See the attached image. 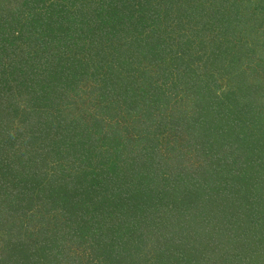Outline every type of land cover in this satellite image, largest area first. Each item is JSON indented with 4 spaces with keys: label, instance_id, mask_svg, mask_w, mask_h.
<instances>
[{
    "label": "trees",
    "instance_id": "obj_1",
    "mask_svg": "<svg viewBox=\"0 0 264 264\" xmlns=\"http://www.w3.org/2000/svg\"><path fill=\"white\" fill-rule=\"evenodd\" d=\"M254 1L259 2V9L264 12V0H88L85 3L88 7H79L78 0H0V94L4 95V98L0 95V109L8 103L13 107L12 111L18 113L21 110L39 120L38 114L47 115L46 110L64 105L68 93L76 90L89 76L95 77L97 70L106 67L104 63L113 60L114 65L123 64L122 58L127 56L138 60L137 67H140V56L152 57L160 73L148 82L145 75L140 77L139 73L123 75L118 85L126 83V86L118 92L119 87L109 90L105 88L108 81H102L97 87L100 96H123V101L118 103L105 98L106 102H103L100 98L95 104L96 109H100L96 111L100 116L114 118L117 107L124 104L128 114L145 121L151 117L155 105L169 103L162 84L172 78L174 71H177L173 78L174 90L194 95L191 110L196 117L191 116L193 122H189V128L194 126L196 129L195 150L201 160H209L210 168L204 165L203 172L196 173L178 167L168 174V178H162L170 183L167 184L169 188L164 187L165 192L171 191L169 196L163 192L162 198H173L177 192L175 217L179 225L172 231L180 229L181 242L176 253L171 251L166 255L163 247L154 258V264L170 259H176V264H180L178 259L189 260L190 257L194 264H206L208 257L203 253H206L209 241H202L208 234L203 229L210 233L213 229V233H217L216 237L212 234L215 245L212 250L219 249L220 254L214 255L218 262L213 264H233L236 255L246 251L242 249L246 247L245 228L247 232L261 228L262 237L257 240L261 245H256L260 248L255 262L264 263V110H254L264 104V101L260 102L264 98V80L263 83L253 82L256 83L255 90L258 89L256 93L259 92L257 98L251 96V101L243 102L238 112L232 109L233 105H239L242 99L250 96V84L246 80L252 70L247 72L248 69L241 66L243 61L247 65L252 63L253 69L264 74V57L255 56V59L254 53L251 59L249 56L253 47L248 41L256 43L248 23L251 9L257 8ZM25 11L26 15H21ZM246 23L247 27L242 28ZM97 31L104 36V42L97 48L102 62L93 60L95 52L78 55L82 50L73 51L70 47L62 48L69 53L67 57L47 59L49 62L39 55L42 51L45 53L46 48H57L55 39L61 36L71 41V47L76 42L82 49L87 43L93 47ZM206 32H209L207 36L211 35V40L206 39ZM121 33L133 42V54L127 55L126 50L119 49ZM84 38H87L86 42L82 41ZM18 39L26 41L29 48L17 47ZM51 42L56 44L50 46ZM11 49L15 51L14 59L9 55ZM120 51L126 55H121ZM221 66L227 74L215 71L222 69ZM221 74L231 75L233 80L234 89L226 91L225 95L218 92L216 84V77ZM91 119L90 124L78 122L77 128L76 125L60 127L59 132L67 135H62L61 142L55 145L50 143L48 149L55 153L56 164L63 149L66 153L73 150V159L80 161L79 167L74 163L66 167L61 163L57 165L59 178L44 175L43 182H36L26 170L35 169L39 162L32 157L24 159L21 150L12 155L0 145V209L5 206L10 213L23 212L30 206L27 198L30 203L32 198L43 195L44 202L48 199L55 204L48 210L61 209L59 214L66 218L54 221L45 235L46 243L38 247L40 254L35 249L38 254L34 253L32 259H38L37 255H40L43 264H79L68 262L63 250L73 245L83 231L94 246V255L101 253L102 259L113 256L109 245H115L116 249L118 239L127 242L136 233H141L142 228L150 227L146 221L147 215L154 213L150 212V200H160V190H156L159 194L155 200L154 195H146L147 188L131 186L138 179L134 176L138 166L133 157L144 150L140 137L121 136L120 130L114 129L116 123L104 131L108 125H104L103 118L93 114ZM147 121L148 127L157 125L154 118ZM48 126L47 121L44 127ZM9 146L12 152L17 151L14 143ZM4 155L6 158H2ZM175 155L178 160L183 157L179 152ZM184 170H189L191 178ZM209 175L218 180L212 187L207 178ZM52 179L54 187L50 185ZM187 179L194 185L192 190ZM200 198L212 201L213 206L206 200L204 204L198 202ZM170 208L174 216L173 204ZM221 214L226 216L223 228L211 229L212 224L205 227L207 220L221 222ZM191 224L200 227L192 232L189 231ZM172 227L174 225L170 229ZM191 236L197 242L192 256L183 248L192 241Z\"/></svg>",
    "mask_w": 264,
    "mask_h": 264
},
{
    "label": "rangeland",
    "instance_id": "obj_2",
    "mask_svg": "<svg viewBox=\"0 0 264 264\" xmlns=\"http://www.w3.org/2000/svg\"><path fill=\"white\" fill-rule=\"evenodd\" d=\"M254 2H256L257 8H255L254 11L251 9V15L249 19L250 21H248V23L250 24L249 26H251V36L256 43L254 44L252 42L251 44V42L248 41L251 48L253 47L252 51L249 53L250 59L252 58L253 53L254 58L255 56L257 58L258 56L264 57V12L260 11L259 2ZM78 3L79 7H88L85 4L88 3V0H78ZM14 5L17 6L16 3ZM23 8L24 5L21 9V13ZM15 12L18 11L15 10ZM26 12L27 11H25L21 15H26ZM50 20L51 19H49L48 22H50ZM243 27H247V23L243 24L242 28ZM32 30L34 31V29ZM121 34L123 35L120 38L119 49L126 50L125 53L127 55H131L129 54L131 52L133 54V42L131 41L129 36H125L124 33ZM208 34L209 32H206L205 35L207 36ZM206 39L211 40V35L207 36ZM55 41L58 44L51 42L49 43V45L52 46L53 44H56L58 45L57 48L54 46L46 48L45 53L42 51V53H40L39 55H41L46 60L50 59V61L51 59L53 60L55 58L67 57L69 53L62 48L70 47L73 51L82 50L78 55L93 54L95 52L93 60H97L96 62H102L97 52V48L104 42V36H101L98 31L96 35V42L94 43L93 47L90 45V43H87L86 47H83L82 49V46H79L78 42L72 44L71 47V41L65 39L62 36L60 38H56ZM82 41L86 42L87 38H84ZM17 45V47L22 48V50H27L29 48L28 43L20 39H18ZM108 45L110 47V43ZM89 49L92 52L89 51ZM120 53L121 55H126L123 51H120ZM9 55H11L13 59L16 57L15 51L13 49H11ZM132 58L133 57L129 59L128 56L123 57V64L114 65V63L116 62H114L113 60H111V63H104L103 65L106 67H103L101 70H97L95 77L92 78L89 76L90 79L88 77L85 82H81L76 90H71L68 93V98L66 99V103L64 102V105L52 107L49 110H46V112L44 113L49 116L38 114L37 116L39 117L40 115L41 119H43V123H41V119L37 120V118H33L32 115H28L27 113L24 114L25 112H22L21 110L18 111V113H16L14 110L12 111L13 107L8 106V103L7 106H1L0 109V124L3 126V128H0V145L3 146V150H8V153H11L12 155L17 154L18 150H21L22 157L24 159L29 160V157H32L35 158L37 162H39L38 164H36L35 169L26 170L30 177H35L36 182H39L40 180H42L41 182H43L42 177L44 178V175H48L49 178H51L52 176H57L56 174L58 171H56V168L57 165L60 166V163L63 167H66L68 166L67 164L71 163H74L77 167H79L78 163H80V161H76V159H73V150H71L69 153H66V150L63 149V155L57 160L59 162H57L56 164L54 156L55 153L50 148L48 149L50 143L53 142V144L55 145L58 142H61L60 139L62 135H67L59 132L60 127H73L78 122H80L81 124H90L92 123V115L95 114L97 118L104 119V125H108L105 127L106 130L104 131L110 130L111 124L116 123L114 129L118 131L120 130L119 134H121V136L132 137V139L138 136L140 137L139 139L142 142L141 148H144V150H140V155H136L135 157H133L136 158L135 164L136 166H138L135 168L136 175L134 174V176L138 178V182L135 181V183L131 186L135 188H138L140 186H143L145 189L147 188L146 195L148 197L154 195L155 200L158 199L159 194L156 190H160V200L155 202L153 200H150V212H154L153 214H151V216L147 215L146 217V221H149L148 223L151 224L150 227L147 226L142 228L143 230H141V233H136L127 242H121V240L118 239L115 242V244H117L116 249L114 247L115 245L112 246L110 244L108 249L110 250V255L113 254V256L107 257L106 259H102L103 254L101 253L98 255H94L95 251L92 249L94 248V246L90 241H88V235H86V232L83 231L78 235L79 237L76 239V241L72 242V244L74 243L73 245H69L67 249L63 250V252L67 256L68 262L72 261L79 264H135V262L137 264H154V262H156L154 258L161 251H163V247H165L164 253L166 255L171 251L176 253L179 250L178 245L181 242V237H179V235L181 233H178L180 229L177 232H174L172 230L178 229L176 225H179L178 219L175 217L177 216L176 208H178V197H176L177 192H174L173 198H171V196L169 197V199L168 197L162 198L161 194L165 193L168 196L171 195V191L165 192L164 189V187L169 188L167 184L170 183L162 180V178H168V174L173 170L175 171L178 167H186L190 171L194 170L196 173L198 171H202V169L205 168L204 165H206L207 169L210 168L209 160H201L200 154L195 150L196 146L194 145V140L196 137L195 135L198 134L196 129L194 128V126L192 127V129L189 128V122H193V118L191 116L193 115L194 117H196L194 111L191 110V108L193 107L194 95L186 93V91L184 90H174L173 78L176 77L177 71L172 72V78L166 80V82L162 84L163 88L165 89V94L169 96V103L155 105V108L150 115L151 117H148L149 119H155L157 124L156 126L148 127V125L145 124L148 122V118L143 121L141 117H136L134 115L128 114V109L124 106V104L120 105V107H117V110L115 111L116 116H114V118H109V116H100L101 114L96 112L100 110L96 109L97 107L95 105L100 102V98L104 99L103 102H106L105 98H107L108 101L110 99V101L112 102L121 103V100L123 101V96H116L113 98L106 95L100 96L97 87L103 83L102 81H108L109 85H106L105 88L109 90L119 87V89H117L118 92L121 90V87L126 86V83L124 85H118L119 82H121V76L123 75L129 74V76H131L139 73L140 77H143L141 75H145V81L148 82L151 78L157 77L158 73H160V70L157 69V66H155L157 65L156 62L152 60V57L148 55L140 56V67H137L136 65V62H138V60L136 59L135 61ZM129 60L130 62L135 63H130ZM47 62L49 61L47 60ZM246 63L247 62L243 61L241 66L246 67L248 69V71L246 70L247 72H250V69L252 70V75L246 80L249 81L250 84V88L248 90V94L250 96L246 99H242L239 105H233L232 109L234 110V112H238L241 109V107L239 106L242 105L243 102H250L251 96H253L254 98L258 97L257 95L259 92L256 93L258 89L255 90L256 83H263L264 80L263 73L259 72L258 69H253L252 63L251 65H247ZM221 68L222 69L220 70L215 69V71H218L217 73L227 74V72L225 73L224 67L221 66ZM241 69L245 70L244 68ZM103 71L105 72V74ZM158 83H162V81H159ZM216 84L218 92L222 95H225L226 91L230 92L232 91V89H234L232 87L233 80L231 78V75L221 74L217 76ZM146 86L147 85H145V87ZM0 95H3V93H1ZM262 101H264V98L261 99L260 102ZM18 102L19 104H21V99H19ZM249 108L250 107L246 106V110H249ZM258 109L259 111H263L264 104L261 103L254 110ZM57 120H60V124L57 127L58 131L56 130V124H58ZM47 121L48 124L50 123V126H48V128H45L44 126L45 124H47ZM67 130L69 131L70 128H67ZM149 139H151L152 141H150ZM10 143L15 144V146L17 147V151L12 152V150L9 149ZM176 152H179L180 155L183 156L180 157V160H178V158L176 157ZM2 158H6V155L2 156ZM42 162H44V165ZM189 170H184L185 174L188 177H190ZM195 172H192V175L195 176ZM130 174L132 175L133 173ZM57 178H59V175L57 176ZM207 178L209 180L210 187L213 186L215 181H218L216 178H214V176L211 175H209ZM52 180L53 182H50V185L51 187H54V179ZM187 182L189 188L192 190V188H194L192 181L190 182V179H187ZM221 187L222 185L219 186V190L221 189ZM148 189H150V192ZM187 193L188 191L186 192V195ZM213 194L215 195L216 193ZM42 197L43 195L36 196L31 199L30 203V199L27 198V204H30V206L23 212H20L18 210L10 213L6 211L7 208H5V206H3L2 210L0 209V263L43 264V260L40 255H37L38 259L35 258L34 260L32 259L33 255L34 253L40 254V250L38 249V247L46 243L47 238L45 237V235L50 230V227L52 226L54 221L56 219L62 220L66 218L63 215L59 214L61 209L48 210L49 207L54 208L55 204L48 199V202L46 200L44 202ZM4 200L7 201L8 198L5 197ZM199 200L197 201L203 204L207 201L205 198H200ZM207 202L208 204L213 206L212 201ZM180 203L181 202H179V204ZM172 204L174 216L171 215L172 211L170 205ZM238 212L239 210L237 209L236 213ZM221 216L223 219L222 221L220 220L221 222L207 220L205 227H207L209 224H212L211 229L217 227H219V229L223 228V226L225 225L224 220L226 219V216H223L222 214ZM154 223L158 224L153 226L152 224ZM241 224L246 226L245 222H242ZM65 225H67V223H65ZM173 225L174 228L172 227L170 229V226ZM197 227H200V225L191 224V229L189 231L193 232L194 228ZM245 229L246 231H244L243 234L246 237L244 240L246 245L244 246H246L247 248L242 247V249L245 248L246 251H243L240 254L236 255V257L234 258V262H232L233 264H250L251 261L255 262L256 260H258L257 252L260 247H257L256 245H261L259 242H257V240L262 237L261 228L255 229L254 231L251 230L252 232H247V228ZM203 231L209 234V236L207 234V239L202 238V241H209V243L205 247V251L206 249L207 251L206 253H203V255L208 257L206 260V264H213L214 262H218V259H216L214 255L220 254L219 249L212 250V247L215 246L213 245V236L216 237L217 233H213V229L211 233L208 232V230L205 231L203 229ZM189 238L192 241L184 244L183 248L185 247V252L192 256V252L195 251L194 246L197 242H195L193 236ZM35 249H37L38 253L37 251H35ZM210 255L213 256L210 257ZM114 260L115 262H113ZM178 261L180 264H190L189 262L194 264V259L192 257H190L189 260L178 259ZM60 262L62 261L60 260ZM169 262H172V264H176V259H170L167 262L161 263L168 264ZM255 263L257 264V262Z\"/></svg>",
    "mask_w": 264,
    "mask_h": 264
}]
</instances>
